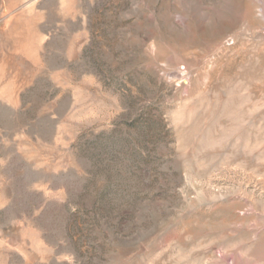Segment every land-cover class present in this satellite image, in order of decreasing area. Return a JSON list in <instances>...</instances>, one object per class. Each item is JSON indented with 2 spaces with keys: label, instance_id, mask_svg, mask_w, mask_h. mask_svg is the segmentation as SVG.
I'll return each instance as SVG.
<instances>
[{
  "label": "rangeland",
  "instance_id": "374dc122",
  "mask_svg": "<svg viewBox=\"0 0 264 264\" xmlns=\"http://www.w3.org/2000/svg\"><path fill=\"white\" fill-rule=\"evenodd\" d=\"M0 264H264V0H0Z\"/></svg>",
  "mask_w": 264,
  "mask_h": 264
}]
</instances>
